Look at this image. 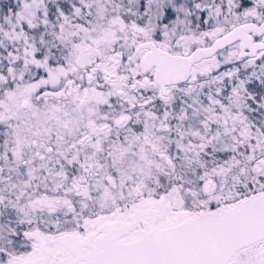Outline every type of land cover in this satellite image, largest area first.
I'll return each mask as SVG.
<instances>
[{"label": "snow or ice", "instance_id": "6c2138e0", "mask_svg": "<svg viewBox=\"0 0 264 264\" xmlns=\"http://www.w3.org/2000/svg\"><path fill=\"white\" fill-rule=\"evenodd\" d=\"M0 264H264V0H0Z\"/></svg>", "mask_w": 264, "mask_h": 264}]
</instances>
